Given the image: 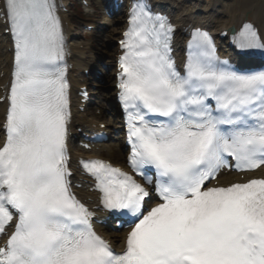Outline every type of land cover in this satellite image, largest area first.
Returning a JSON list of instances; mask_svg holds the SVG:
<instances>
[{"label": "snow or ice", "instance_id": "6c2138e0", "mask_svg": "<svg viewBox=\"0 0 264 264\" xmlns=\"http://www.w3.org/2000/svg\"><path fill=\"white\" fill-rule=\"evenodd\" d=\"M14 41L0 143V264H264V178L208 186L264 166V70L240 72L190 33L183 72L173 26L137 0L119 59L131 172L82 161L102 207L128 232L115 252L71 192L64 35L54 0H0ZM264 50L256 29L234 36ZM158 198L146 208L152 194Z\"/></svg>", "mask_w": 264, "mask_h": 264}, {"label": "bare ground", "instance_id": "6f19581e", "mask_svg": "<svg viewBox=\"0 0 264 264\" xmlns=\"http://www.w3.org/2000/svg\"><path fill=\"white\" fill-rule=\"evenodd\" d=\"M136 1V0H132ZM152 6L153 9L159 10L163 13H167L172 17L173 22L179 27L176 34V51L179 54L185 41H187V34L191 28L199 27L212 33L219 46L220 55L223 58H229L231 61L238 62L244 60L248 62L255 57H262V52L246 51L242 56L236 53V47L234 43V33H231L233 29L235 33H238L243 24L251 23L259 32L262 42H264V0H144ZM57 6V15L60 18L61 27L64 35L65 43V65H67V74L71 82V109L69 119V128L72 133L78 135V128H82L85 132L88 130H94L93 126L98 125L99 122H105L107 125L106 131L109 132V143L97 145L96 149L85 155L78 153L75 150V143L68 144L71 155V168L75 173L73 177L74 182L80 183V176L75 170V163L78 158H97L103 157L106 154V158L109 160L125 158L123 153V144H121L119 123H114L108 118V114H104L101 117L91 116L90 112L80 113L75 104L74 90L81 85V80L88 82L89 80L84 76V70L93 69L98 65L99 61L101 65L105 64L103 68V74L105 79L111 78L110 75V62L106 61L107 55L114 56L117 53L115 46L116 38L124 28L123 17H116L115 19H105L103 25L99 27L101 32L110 31L111 37L108 41L100 40L99 48H93L89 43L83 41L80 38V32L77 29L74 20L71 18V14L61 13V8L67 3V0H54ZM65 6V5H64ZM67 7V6H65ZM92 24H86L89 26ZM6 30H9V23L0 19V99L5 97L2 94V89L9 88L12 78L13 63H14V43L12 42V35L6 34ZM99 31V32H100ZM119 38V37H118ZM97 51V53H95ZM97 54L96 57L88 56L87 53ZM240 56V57H239ZM105 62V63H104ZM100 65V64H99ZM251 65V64H249ZM104 78V76H102ZM106 94V91L110 92L111 87L99 86ZM101 91H95L94 99L98 96H105ZM103 99V98H101ZM110 101V100H109ZM109 110L114 109L113 103L110 105L102 104ZM98 103V104H100ZM109 106V107H108ZM7 109L6 103H0V128L4 120V114ZM106 110V108H105ZM96 125V129L100 131V128ZM3 142L2 132L0 129V143ZM97 148H99L97 150ZM124 155V156H123ZM230 177L223 178V182ZM82 200L93 197V194L87 190L81 189L76 191ZM98 231L108 237L114 246L122 247L124 244V235L119 233L108 231L103 227H98Z\"/></svg>", "mask_w": 264, "mask_h": 264}, {"label": "rangeland", "instance_id": "374dc122", "mask_svg": "<svg viewBox=\"0 0 264 264\" xmlns=\"http://www.w3.org/2000/svg\"><path fill=\"white\" fill-rule=\"evenodd\" d=\"M75 5H77V4H74V6ZM77 13L81 14L80 10L77 11ZM72 16L74 17V19H73L74 22L77 23L76 24L77 27L82 30V35L81 36L83 37L84 41L86 40V41L91 42L94 47L99 48V45H100L99 41L101 39L108 41L109 38L111 37L110 31L100 32L97 36H89L88 34L86 35L85 33H83V31H84V25L88 21H83V20L79 19L77 16H74V15H72ZM95 20L100 21L101 23L104 22L100 17L98 19H95ZM107 56H109V55H107ZM105 60H107V57L105 58ZM108 60H111V57L110 58L108 57ZM107 96H109V94ZM107 99H108L107 97L104 98V102L107 101ZM111 119H112V121H115L113 117H111Z\"/></svg>", "mask_w": 264, "mask_h": 264}]
</instances>
